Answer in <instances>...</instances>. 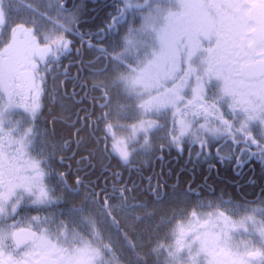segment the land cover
<instances>
[{"label": "snow or ice", "instance_id": "1", "mask_svg": "<svg viewBox=\"0 0 264 264\" xmlns=\"http://www.w3.org/2000/svg\"><path fill=\"white\" fill-rule=\"evenodd\" d=\"M11 8L12 0H0V27H10L0 48V264H264V196L241 204L177 198L180 206L155 219L146 203H129L134 188L121 184L116 172L102 203L92 191L80 205L60 207L66 195L79 194L83 180L77 176L72 187L65 172L52 168L55 151L38 146L36 121L48 78L58 79L53 70L71 50L68 35L76 31L79 10H69L66 0H48L40 13L46 24L32 19L13 26ZM108 32L117 37L111 50ZM76 35L83 43L87 33ZM88 46L104 65L89 62L90 91L100 95L77 117L78 147L87 128L121 165L150 157L156 140L160 151L187 146L191 154L199 146L198 158L223 141L238 165L244 155L264 161V0H117L106 28ZM19 109L23 120L14 118ZM222 151L223 145L216 153L221 160ZM91 159L90 152L77 163ZM149 187L159 200L160 185ZM198 195L189 182L185 196ZM30 209L48 214L29 215ZM118 212L133 230L149 222L147 251H136L140 246L121 232ZM113 228L131 257L120 254Z\"/></svg>", "mask_w": 264, "mask_h": 264}, {"label": "flooded vegetation", "instance_id": "2", "mask_svg": "<svg viewBox=\"0 0 264 264\" xmlns=\"http://www.w3.org/2000/svg\"><path fill=\"white\" fill-rule=\"evenodd\" d=\"M28 2L32 6H36L40 2L45 7L47 6L48 0H29ZM66 4L69 10H79V21L82 22L97 17L103 9L107 10L110 8L114 10L117 0H66ZM13 11L10 12V19L14 21L20 20L22 17L19 16L18 11ZM6 27L7 26L0 27V48L8 43L10 39V29L6 31L7 33H1ZM75 28H77V25ZM98 30L89 32V30L85 29L79 31L80 33H87V35L83 37V43L81 37L78 35L80 39L79 45L77 48H74V51L79 57H71L69 54L63 57V60L65 59L67 61L64 64L67 74L63 80L67 81L68 84L66 89L64 85H61L62 90L60 93L67 98H72L77 104H81L82 102L86 103L83 107L78 109V111L81 109L83 110L81 113L82 116L92 108L91 97L100 95L98 91H90L93 78L90 73L89 62H94L97 68L103 67L104 63H102V61L96 62V53L90 51L88 46V41L95 36ZM106 35L107 33L105 36ZM93 43H95V40H93ZM84 44L86 50H88L92 56L90 60L82 59ZM77 49H80L79 54H77ZM62 64L63 63H60V65ZM74 66H76L78 71H76ZM77 76H79V78H77ZM86 77L89 78V81L84 80ZM53 82L54 80L50 75L47 81V93L51 95L53 93ZM84 83L87 84L86 89L81 87ZM85 92L88 94L86 98ZM96 111L98 114L100 110L97 109ZM48 123L47 127H43L42 129L45 130L46 137L48 141H50L48 129L51 128L52 123L51 121ZM96 135H100V133ZM91 138L93 140L91 147L93 148L89 151H91L93 158L90 161L77 163V161H81V156L74 158L78 148L76 142L73 143V146L71 145L72 143H69L68 147L63 149L61 147L56 153V159L61 164V167H59L61 171L59 169V172L66 173L65 179L70 183H68V185L75 187L77 176H80L83 180V185L80 186L78 190L79 196H84L86 192L95 191L100 194L99 198L102 203L105 191L109 194L112 192V185L114 182L112 173L116 172L120 174L121 179L119 182L121 184H127L128 187L134 188V191L129 193V201L133 203H166L167 199L172 194L184 195L188 190L189 182H191V188L199 194L198 197H182L183 201L189 203L191 200L199 198L202 201L223 199L232 201L233 204H241L246 201L259 200L264 196V161L258 156L250 157L244 155L242 164L238 165L236 160L229 156L228 146L224 145L223 141H221L220 145L215 143L212 145L211 155L207 158L203 156L198 158L196 156V151H199V146H196V150L192 151L190 154L187 146H185L182 152L174 147L171 149L165 147L163 151H160L159 144L156 147L157 150L147 159L146 163L143 160V156H137L133 159L131 165H121L116 159H109L102 152V141L100 144H97L95 137L91 136ZM221 145H223V151L220 155L225 157L223 160L216 154L217 148ZM253 151H256L255 147H253ZM237 155H240V153L237 152ZM61 156L65 157L63 161L60 160ZM158 157H162V159H158ZM182 181H187L183 189L181 188ZM157 184L160 185L159 200L153 195L149 187V185L155 187ZM181 190H184L185 193L183 194L184 191ZM147 201L149 202L147 203ZM112 202L117 204L119 201L113 200ZM173 202L176 203L174 199ZM31 211L34 212L35 210L30 209L28 213L32 214ZM41 213L42 211L35 214ZM43 214L45 215L47 212L45 211ZM158 218L159 217H157V219ZM116 219L119 221L121 232H127L130 239L134 240L132 235L136 231V239L138 240L139 238V240H141V243H138L140 247H138L136 251H147V240H145L147 237L143 235V230L149 222H143V224H140V226L133 230L129 227L131 223L130 218L123 215V213L118 212ZM139 228H141V232ZM114 235L127 246L120 234L117 235L114 233ZM132 255L133 253L131 252V256Z\"/></svg>", "mask_w": 264, "mask_h": 264}, {"label": "trees", "instance_id": "3", "mask_svg": "<svg viewBox=\"0 0 264 264\" xmlns=\"http://www.w3.org/2000/svg\"><path fill=\"white\" fill-rule=\"evenodd\" d=\"M114 10H111L108 8L107 10L103 9L101 12L98 14L97 17L90 18V20L87 21H82L77 24L76 31H83L85 29L92 31V30H98L101 28H106V24L109 20V14L113 13ZM76 31L68 35V38L73 42L71 46V52L69 55L71 57H79L75 54L74 48H77L79 45V37L76 35ZM112 35L113 33L108 32L107 35L104 37L105 38V46L111 48V41H112ZM83 60H90L92 56L90 55L89 51L86 50L85 44L83 45ZM94 53V52H93ZM77 60V59H75ZM73 60V61H75ZM67 61L63 57L61 58V62L63 63L59 67L54 69V74L58 77L53 82V93L52 95L49 93H46V95L42 98V110L39 115V119L36 121L37 127L43 128L47 127L49 124L48 122L51 121L52 125L51 128H49L48 136L50 138V141L57 145L59 149H61L63 143L65 141H69V143H72L71 145L73 146V143H75L77 137L74 135L77 129L82 128V123L77 122V117L82 116V109L78 111L81 107H83L84 104L86 103H81L77 104L72 98H65L63 100L60 99L62 95L61 90V84L59 83L60 80H63L66 75H64V64ZM102 63H104L102 61ZM76 68V66H74ZM76 71L77 68H76ZM79 78V76H77ZM84 80L89 81V78H84ZM68 82L65 81L64 88H67ZM58 93V94H57ZM56 96V99H53V96ZM78 99V98H76ZM78 111V112H77ZM89 130L87 128H83V130L80 132V137H83L82 143L79 145L76 151V155H74V158L82 157L84 155L88 156L91 151H89L91 148V145L93 144V140L91 136L89 135ZM93 158V157H92ZM55 166V171L59 172V167H61V164L57 161V159L54 161ZM61 171V169H60ZM187 178V177H186ZM53 179V178H52ZM67 181V179H66ZM187 182V181H186ZM185 181H182L181 188L183 189L185 186ZM69 181H67V184ZM70 184V183H69ZM184 191V190H181ZM185 191L183 192V194ZM59 194V192H58ZM182 195V197H184ZM63 202L60 203V207L62 208H68L71 207L73 204L75 205H80L81 201L84 200V196H70L68 198L62 199ZM149 201H147L148 203ZM156 202H149V205H152Z\"/></svg>", "mask_w": 264, "mask_h": 264}, {"label": "rangeland", "instance_id": "4", "mask_svg": "<svg viewBox=\"0 0 264 264\" xmlns=\"http://www.w3.org/2000/svg\"><path fill=\"white\" fill-rule=\"evenodd\" d=\"M29 0H12V8H11V11H18V14H19V16H21L22 18L20 19V20H18V21H14L13 19L11 20L12 21V25L14 26V24L15 23H21V22H24V21H31L32 19H35L36 21H37V24L38 25H44V24H46V21L43 19V17H41L40 16V13L41 12H44L45 10H46V6L44 7L40 2L36 5V6H32V8H29V7H27V5H29L30 3L28 2ZM32 1V0H31ZM34 1V0H33ZM15 8H16V10H15ZM36 9V11H33L32 9ZM13 11V12H14ZM16 13V12H15ZM28 26H31V24H29ZM8 29H10V27L9 26H7L1 33L3 34V33H5ZM7 33V32H6ZM123 34V32H121V35ZM7 35H9V34H7ZM6 35V36H7ZM112 41H111V46L112 45H114L115 44V42H116V39H117V37H115L114 36V34L112 35ZM110 50H111V48H110ZM24 116H25V114H24V112H23V109H19L18 110V112L16 113V114H14V118L15 119H19V120H23L24 119ZM38 131L40 132V133H42V135L40 136V139H39V143H38V146L39 147H44L45 148V150H46V152L48 153V154H52L53 153V151H55V157H54V159L53 160H51L50 161V163H51V166H52V168L55 170V166L53 165L54 164V161L56 160V158H57V156H56V153L60 150L59 149V147H57V145H55V144H53L51 141H48V139H47V137H46V133H45V130H43V129H41L40 127H38ZM47 142V143H46ZM155 145H156V147L160 144V143H162V141H160V140H156L155 142ZM149 157H147V158H145V157H143V160H144V162L146 163L147 162V159H148ZM53 179H52V183L53 184H56V177L55 176H53L52 177ZM57 191L58 192H60V188H59V186H57ZM66 198H68L69 197V195H66L65 196ZM64 197V198H65ZM177 198H179L181 201H183L182 200V195H170V197L167 199V202L166 203H154V204H152V205H149V204H147L148 206H149V209L151 210V209H155L156 210V213H157V215H156V218L155 219H157V217H159L162 213H167L172 207H176L175 205H177L176 203H174L173 202V199L175 200V201H177ZM209 201H212V200H209ZM61 202H63V200H61L60 201V203ZM205 203H207L208 201H204ZM119 203V202H118ZM117 203V204H118ZM129 203L131 204V203H133V202H130L129 201ZM177 206H180V205H177ZM94 207V206H93ZM66 209V208H65ZM208 209H205V211H207ZM32 212V214H30V213H28L29 215H44L43 213L45 212V211H42V213L41 214H35V213H37V211H31ZM47 214H48V212H47ZM47 214H45V215H47ZM139 214V213H138ZM118 215V213H116V216ZM121 215V214H120ZM124 215V214H123ZM144 222H147L148 223V221H144ZM146 223V224H147ZM140 224H143V222H141V223H139L138 224V226H140ZM137 226V227H138ZM139 230H140V232H141V228H139ZM114 233H116L117 235H118V233L116 232V230L113 228L112 230H111V235H112V238H113V240H115L116 242H117V246L118 247H120L121 245H123V248L121 249V252H120V254L123 256V257H125V258H128V257H131V251L127 248V246L123 243V242H121L115 235H114ZM106 234H107V232H106ZM141 234V233H140ZM133 235H134V237H133ZM132 235V238L134 239V240H132V239H130V237H128V240L129 241H132L133 243H135V244H137L138 245V243H141V240H139V238H138V240L136 239V231H135V233ZM145 240H147V239H145ZM126 243V242H125ZM127 244V243H126ZM149 264H151V262L149 261Z\"/></svg>", "mask_w": 264, "mask_h": 264}]
</instances>
